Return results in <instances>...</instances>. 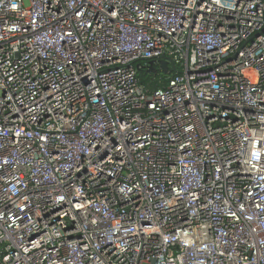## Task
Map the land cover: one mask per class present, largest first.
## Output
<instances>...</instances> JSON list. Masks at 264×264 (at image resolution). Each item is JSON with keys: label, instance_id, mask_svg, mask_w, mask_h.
<instances>
[{"label": "built area", "instance_id": "1", "mask_svg": "<svg viewBox=\"0 0 264 264\" xmlns=\"http://www.w3.org/2000/svg\"><path fill=\"white\" fill-rule=\"evenodd\" d=\"M144 263L264 264V0H0V264Z\"/></svg>", "mask_w": 264, "mask_h": 264}, {"label": "trees", "instance_id": "2", "mask_svg": "<svg viewBox=\"0 0 264 264\" xmlns=\"http://www.w3.org/2000/svg\"><path fill=\"white\" fill-rule=\"evenodd\" d=\"M136 72L142 83L151 86V88H156L158 86H162V83L159 82L161 79H166L167 76L175 73L176 71H173L171 74H164L162 71L152 73L148 69L140 67L136 69Z\"/></svg>", "mask_w": 264, "mask_h": 264}, {"label": "water", "instance_id": "3", "mask_svg": "<svg viewBox=\"0 0 264 264\" xmlns=\"http://www.w3.org/2000/svg\"><path fill=\"white\" fill-rule=\"evenodd\" d=\"M156 64L158 66H156ZM137 68H140L139 64ZM152 73H157L158 71H162L164 74H170L173 71H177L176 64L172 60L161 59L157 60H150L149 61V69Z\"/></svg>", "mask_w": 264, "mask_h": 264}, {"label": "flooded vegetation", "instance_id": "4", "mask_svg": "<svg viewBox=\"0 0 264 264\" xmlns=\"http://www.w3.org/2000/svg\"><path fill=\"white\" fill-rule=\"evenodd\" d=\"M156 66H158V65L156 64ZM158 72H159V71H158ZM158 72H157V73H158ZM170 74H171V73H170Z\"/></svg>", "mask_w": 264, "mask_h": 264}, {"label": "rangeland", "instance_id": "5", "mask_svg": "<svg viewBox=\"0 0 264 264\" xmlns=\"http://www.w3.org/2000/svg\"><path fill=\"white\" fill-rule=\"evenodd\" d=\"M144 264H146V263H144Z\"/></svg>", "mask_w": 264, "mask_h": 264}]
</instances>
